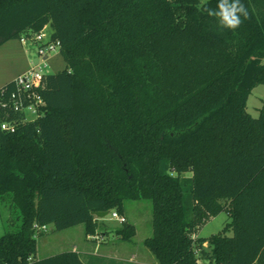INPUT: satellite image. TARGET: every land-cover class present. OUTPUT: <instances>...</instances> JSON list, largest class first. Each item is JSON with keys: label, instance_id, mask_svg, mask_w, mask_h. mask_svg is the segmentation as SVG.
I'll list each match as a JSON object with an SVG mask.
<instances>
[{"label": "trees", "instance_id": "obj_1", "mask_svg": "<svg viewBox=\"0 0 264 264\" xmlns=\"http://www.w3.org/2000/svg\"><path fill=\"white\" fill-rule=\"evenodd\" d=\"M218 3L0 0V46L50 25L65 63L42 81L44 116L0 130V203L14 228L0 264H84L72 250L37 258L42 227L93 235V212L124 216L135 200L151 203L144 245L158 264H264V110H246L264 84V0H240L235 29L209 14ZM223 210L229 223L197 237Z\"/></svg>", "mask_w": 264, "mask_h": 264}, {"label": "rangeland", "instance_id": "obj_2", "mask_svg": "<svg viewBox=\"0 0 264 264\" xmlns=\"http://www.w3.org/2000/svg\"><path fill=\"white\" fill-rule=\"evenodd\" d=\"M199 1L203 3L207 0ZM43 32L46 38L49 37L52 33L51 26L47 25ZM35 53L36 45L30 40L22 43L18 39H13L3 43L0 46V87L25 71L30 66L31 61L37 59ZM64 67L65 63L59 53L50 57L49 73H56L64 69ZM246 110L253 117H258L261 110H264V84L258 85L251 90L247 99ZM124 216L126 222L132 224L135 231L133 237L126 241L113 235L115 230L123 225L112 219L110 214L99 220L97 231L93 235H89L94 237L90 240L85 239L83 225L57 231L50 224L48 229L45 230L47 232L37 238V257L69 251L72 248L71 246L74 245L80 252L86 246L97 257L107 256L113 254L114 251H119L118 257L122 258V261L117 262L120 264H134V261L129 262V258L145 263L155 260L153 254L144 245V240L152 234V208L150 201L135 200L126 202ZM9 218H11V213L8 206L0 203V237L6 231L14 229L12 225H9ZM229 221L227 212L223 210L204 221L198 227L196 235L207 238L220 232ZM226 234L230 235L231 230L229 229ZM199 263L207 264V261L200 260Z\"/></svg>", "mask_w": 264, "mask_h": 264}, {"label": "built area", "instance_id": "obj_3", "mask_svg": "<svg viewBox=\"0 0 264 264\" xmlns=\"http://www.w3.org/2000/svg\"><path fill=\"white\" fill-rule=\"evenodd\" d=\"M44 30V29H43ZM43 30L30 36L22 37L20 41L24 43L30 40L36 45V58L32 60L30 66L14 79L15 89L5 94H0V130L7 133H14L20 125L34 122L44 116L45 102L39 92L42 81L48 74L49 59L52 55L59 53L60 42L52 40L51 34L46 38ZM111 218L123 224L126 222L124 216L113 211ZM42 229H46L43 226Z\"/></svg>", "mask_w": 264, "mask_h": 264}, {"label": "clouds", "instance_id": "obj_4", "mask_svg": "<svg viewBox=\"0 0 264 264\" xmlns=\"http://www.w3.org/2000/svg\"><path fill=\"white\" fill-rule=\"evenodd\" d=\"M216 16L223 27L235 29L241 24L240 16L247 17V12L240 0H219L218 11H210Z\"/></svg>", "mask_w": 264, "mask_h": 264}, {"label": "crops", "instance_id": "obj_5", "mask_svg": "<svg viewBox=\"0 0 264 264\" xmlns=\"http://www.w3.org/2000/svg\"><path fill=\"white\" fill-rule=\"evenodd\" d=\"M9 81H11V80H9ZM49 225L46 226V229H48ZM46 232L47 231H45V233ZM113 235L116 236V238H118L115 233ZM91 238H94V237L93 236H85L86 240H90ZM103 239H104V237H103ZM71 247L72 248L70 250L77 252L79 255H83V256H81V259L83 260L84 264H120L117 261H122V258L118 257V255L120 254L119 251H114L113 254H109L107 256H99V257H97L96 255H94V252L91 249L86 248V246L81 250L82 252H80V250H78V248L76 246H74V245L71 246ZM52 255H54V254L45 255V256L37 257V258H45V257H49V256H52ZM132 256H134V255H132ZM128 260H129V262L130 261H134V264H158L155 260H153L151 262H147V263L139 262V261L133 260L132 258H129Z\"/></svg>", "mask_w": 264, "mask_h": 264}, {"label": "water", "instance_id": "obj_6", "mask_svg": "<svg viewBox=\"0 0 264 264\" xmlns=\"http://www.w3.org/2000/svg\"><path fill=\"white\" fill-rule=\"evenodd\" d=\"M93 215L99 219H103L104 217H106L108 215V211H97V212H93Z\"/></svg>", "mask_w": 264, "mask_h": 264}]
</instances>
